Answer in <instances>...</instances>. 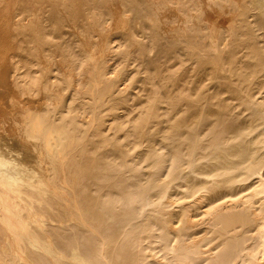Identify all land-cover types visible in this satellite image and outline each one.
Segmentation results:
<instances>
[{"label": "bare ground", "instance_id": "6f19581e", "mask_svg": "<svg viewBox=\"0 0 264 264\" xmlns=\"http://www.w3.org/2000/svg\"><path fill=\"white\" fill-rule=\"evenodd\" d=\"M0 264H264V0H0Z\"/></svg>", "mask_w": 264, "mask_h": 264}]
</instances>
